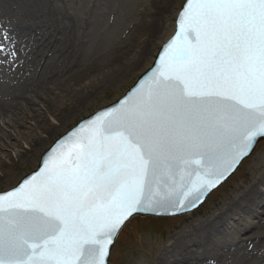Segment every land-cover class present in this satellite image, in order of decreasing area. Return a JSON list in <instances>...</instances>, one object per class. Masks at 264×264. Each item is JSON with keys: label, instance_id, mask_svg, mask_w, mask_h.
<instances>
[{"label": "snow or ice", "instance_id": "6c2138e0", "mask_svg": "<svg viewBox=\"0 0 264 264\" xmlns=\"http://www.w3.org/2000/svg\"><path fill=\"white\" fill-rule=\"evenodd\" d=\"M177 23L147 79L0 192V264H109L134 215L195 208L264 139V0H185Z\"/></svg>", "mask_w": 264, "mask_h": 264}, {"label": "rangeland", "instance_id": "374dc122", "mask_svg": "<svg viewBox=\"0 0 264 264\" xmlns=\"http://www.w3.org/2000/svg\"><path fill=\"white\" fill-rule=\"evenodd\" d=\"M29 1L7 0L1 3L0 0V28L12 26L11 19L31 22V14L36 9V17H39L48 30L47 36L42 37L39 43L41 51L45 53L41 61L56 55L54 69L58 70L56 74L60 77L67 75L70 68L82 70L84 75L79 89L91 88V93L84 95L81 102L75 99L74 93L68 99H61L60 108L57 106L55 110L48 112L47 122L50 121L52 127L41 132L42 138L36 144L31 146V137L27 139L26 135L21 146L11 149L0 146V191L15 185L22 176L33 170L42 153L57 137L81 118L117 99L135 82L152 64L161 44L173 33L178 10L184 2ZM34 1L35 8L32 5ZM135 58H138L137 61L131 63ZM18 65L17 58L8 62L0 55V85L5 71L13 70ZM69 82L73 83V80L70 79ZM60 97L63 98L62 95ZM36 106L43 109L42 103ZM28 124L33 122L28 121ZM18 149L28 150L21 159L16 156ZM13 159L14 165L3 171L5 162ZM263 178L264 139L240 167L193 211L173 216L134 215L119 233L109 264H158L165 245L172 243L175 236L186 234L192 225L212 218ZM245 215L241 217L240 224L235 226L252 222L254 226L258 225L264 230V199H260L259 204ZM235 226H231L228 234L222 236L224 241L228 240L226 237L235 230ZM254 229L241 230L238 236L248 237ZM221 256L224 257V253ZM223 262L226 264L228 261L224 259Z\"/></svg>", "mask_w": 264, "mask_h": 264}, {"label": "bare ground", "instance_id": "6f19581e", "mask_svg": "<svg viewBox=\"0 0 264 264\" xmlns=\"http://www.w3.org/2000/svg\"><path fill=\"white\" fill-rule=\"evenodd\" d=\"M5 1L1 0V3ZM35 1L32 3L34 8ZM36 16L37 10L34 9L31 22L11 19L13 25L8 27L17 38L16 57L19 61L13 70L5 71L0 85V146L10 149L21 146L26 135L27 139L31 137V146L39 142L41 132L52 127V123L47 122L48 112L57 106L59 109L61 99H68L74 93L75 99L81 102L84 95L91 93V88L84 91L79 89L84 75L82 70L70 68L68 76L65 74L61 78L56 74L58 70L54 69L56 55L41 61L45 53L41 51L39 43L42 37L47 36L48 30ZM70 79L73 83L69 82ZM41 103L43 109L40 110L42 107L36 104ZM28 121L33 124L29 125ZM27 151L18 149L16 156L21 159ZM11 165H14V159L5 162L2 170H8ZM260 199H264V178L212 218L192 225L186 234L175 236L172 243L165 245L158 264H225L224 259L231 264H264V230L252 222L235 226L240 224L242 216L259 204ZM231 226H235V230L225 236L228 240L224 241L222 236L228 234ZM252 229L248 237L238 236L241 230ZM223 253L224 257L221 256Z\"/></svg>", "mask_w": 264, "mask_h": 264}, {"label": "water", "instance_id": "95a60500", "mask_svg": "<svg viewBox=\"0 0 264 264\" xmlns=\"http://www.w3.org/2000/svg\"><path fill=\"white\" fill-rule=\"evenodd\" d=\"M185 3V2H184ZM184 5V4H183ZM183 7V6H182ZM180 12H181V10H180ZM180 14V13H179ZM179 16V15H178ZM177 31H178V23H176V31H175V33L166 41V42H164V44L161 46V48H160V50L158 51V54H157V56H156V59H155V61H154V63H153V65L149 68V69H152L153 67H154V65H157L158 63H159V56H160V54H161V52H162V49H163V47L176 35V33H177ZM149 69L147 70V71H145L143 74H141L140 75V77L137 79V81L135 82V84H133L126 92H125V94L124 95H122L119 99H117L116 101H114V102H112V103H110V104H108V105H105V106H103V107H101V108H99L98 110H96L95 112H93V113H91V114H89V115H87L85 118H83L81 121H79L76 125H74L72 128H70L68 131H66L63 135H61L59 138H57L55 141H54V143L42 154V156H41V159H40V163H39V166L36 168V169H34L33 171H31L30 173H28V174H26L25 176H23L22 177V179L19 181V183L21 182V181H23L25 178H27V177H29V176H31L32 174H35V173H37L40 169H41V167H42V164H43V161H45V160H47L48 159V157L51 155V153L52 152H54L55 150H56V148H58L59 147V145L61 144V143H63V141H64V139H67V137H68V135H70L72 132H73V130L75 129V130H78V127H80V126H83V124L85 123V122H88V121H90V119H92V118H94L95 117V115L96 114H98L99 112H101L102 110H104V109H106V108H110V107H112V106H116V105H118V103H120V102H122L123 101V99L125 98V96L126 95H130L131 94V90H133L135 87H137L138 86V81H141V78H144V79H147L148 77H146L145 76V73H148V75L150 76L151 75V73L149 72ZM256 147V146H255ZM223 182V181H222ZM221 182V183H222ZM18 183V184H19ZM17 184V185H18ZM16 185V186H17ZM15 187V186H14ZM11 188H13V187H11ZM11 188H9V189H6V190H10ZM5 191V190H4ZM2 192V191H1ZM204 201V200H203ZM202 201V202H203ZM201 202V203H202ZM201 203H199L197 206H199ZM196 206V207H197ZM190 209H193V208H190ZM190 209H188V210H190ZM145 213H149V212H141V214H145ZM155 214H173L172 212H169V213H164V212H157V213H155Z\"/></svg>", "mask_w": 264, "mask_h": 264}]
</instances>
